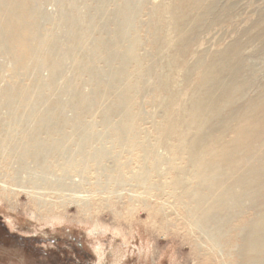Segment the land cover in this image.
<instances>
[{
  "label": "rangeland",
  "instance_id": "374dc122",
  "mask_svg": "<svg viewBox=\"0 0 264 264\" xmlns=\"http://www.w3.org/2000/svg\"><path fill=\"white\" fill-rule=\"evenodd\" d=\"M132 1L128 37L115 41L122 59L106 41L124 0H30V65L16 71L0 53V139L14 138L0 145V216L30 239L0 237V264L243 262L233 248L211 252L186 216L184 193L198 166H225L222 182L244 170L229 168L242 155L230 147L243 124L263 126L264 148V0ZM19 84L30 95L15 119ZM32 112L43 113L33 136L47 149L40 161L15 144L31 139ZM263 190L218 214L213 238L223 244L233 226L263 214Z\"/></svg>",
  "mask_w": 264,
  "mask_h": 264
},
{
  "label": "bare ground",
  "instance_id": "6f19581e",
  "mask_svg": "<svg viewBox=\"0 0 264 264\" xmlns=\"http://www.w3.org/2000/svg\"><path fill=\"white\" fill-rule=\"evenodd\" d=\"M104 1L105 0H99L101 5L104 4L102 3ZM124 1L125 2H123V4L115 8L113 13L116 17L115 38L113 41L111 39L106 41L107 48L114 52V47L116 57L119 56L118 58H121L119 53L122 52L120 51L117 53L118 46L115 45V41L116 39L120 40L122 38L128 37L127 34H129L128 32L131 27L130 21L133 14L132 9L129 7V4L133 1ZM34 13L35 12L33 11V6L31 5L30 0H0V53L8 56L13 61L14 69L16 71H22V73L27 70L32 57L35 55V49L32 46V41L35 37L33 29L37 19H35ZM112 19L113 17L110 20L113 21ZM57 50L55 49L54 52H57ZM49 57V55H44L41 61L49 64ZM17 89L19 90L18 93L20 94V97H17L12 101L13 113L11 116L15 119H22L25 111V109L22 108H25V106H23L24 101L30 95V91L28 87L21 84L17 85ZM95 94H97V92H94L93 96H95ZM3 96L4 95L1 93L0 97ZM51 105L56 106L54 100L50 101L49 106ZM116 107L117 105H113L112 109H115ZM42 112H39L38 114L32 112L28 116L30 120H27V134L31 135L29 142L21 146L15 143L16 149H21L28 157L33 159H35L34 157L36 154L47 151V149L42 147L39 140H35L33 138L37 132V127L35 125L36 120L37 118L43 117ZM255 124L256 123L253 121H249L243 124L241 127H238L237 137L231 142L232 146L230 147V150H233L232 152L234 153L238 151V153L242 155L229 167L231 169L230 173H233L237 167H242V169H244L243 171H240L241 169L236 171L235 175H232L234 177L232 180L222 182L223 178L225 177L223 175L229 174L227 170L228 168L226 169L224 166L222 169H219L217 168L216 163L210 166H198V172L200 175L198 174L197 176L198 179L196 180V186L194 187L195 189L193 188L189 192L184 193L186 198V201L184 202L186 216L188 219H190L191 225L200 232V235L202 232L209 238L208 240L213 244V248L211 247V252L217 255L218 252L220 253L221 247L223 248V246L229 249L233 248V250H236L239 258L243 259L241 264H264V213L261 214L257 219H253L250 224H247L246 228L244 226L240 227V223H238L236 226H233L229 230V233L231 232V234H229L230 238H227V242H224L223 244H221L222 236H220V238H213L214 235L210 229L223 224L224 221L217 217L218 214L224 211L235 209L238 206V203H240V198L244 196V193L264 189V160H261V158H264V148L260 147L257 143L262 135L261 130L263 126H256ZM0 125L3 126L2 124ZM124 126L127 130V125ZM5 132L6 137L0 139V145H8V143L11 141H13L11 143H14V138L9 136L8 131ZM7 141L8 143H6ZM241 146H244L243 149ZM137 148V145H135V149ZM222 153L223 152H220L219 150L213 151V154L214 156L216 155V157L221 156ZM38 159L39 158L35 160L37 161ZM216 159L219 160L220 158ZM250 162L257 164L258 167L256 166V168L263 172L258 173L256 170L257 174H254V168L253 165H249ZM258 179H262L263 182L260 184L261 186L259 185L257 188H249L246 185L251 182H257ZM243 184L245 186H243ZM229 192L230 194H226ZM227 233L225 234L228 235ZM210 257L212 258V256Z\"/></svg>",
  "mask_w": 264,
  "mask_h": 264
},
{
  "label": "flooded vegetation",
  "instance_id": "af4514ba",
  "mask_svg": "<svg viewBox=\"0 0 264 264\" xmlns=\"http://www.w3.org/2000/svg\"><path fill=\"white\" fill-rule=\"evenodd\" d=\"M0 232H1L0 237H2L1 239H3V238L7 239L14 244L16 242H20V243H23L24 245H26V244H28L27 242H29L28 240H30V239L26 238L25 236H23L17 232L11 231V229H9V226L7 225V223L4 222V220H2L1 216H0ZM56 242L58 244V241H56Z\"/></svg>",
  "mask_w": 264,
  "mask_h": 264
}]
</instances>
